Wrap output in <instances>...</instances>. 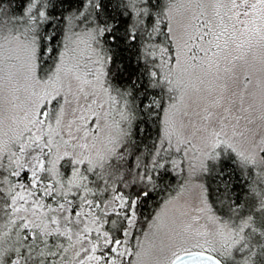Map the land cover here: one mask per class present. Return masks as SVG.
<instances>
[{
  "label": "snow or ice",
  "instance_id": "obj_1",
  "mask_svg": "<svg viewBox=\"0 0 264 264\" xmlns=\"http://www.w3.org/2000/svg\"><path fill=\"white\" fill-rule=\"evenodd\" d=\"M65 5L79 17L70 36L57 30ZM193 31L205 57L215 42L201 118L211 123V109H222L242 148L214 133L207 160L190 165L185 180L198 196L213 171L231 179L201 201L213 230L188 239L165 209L145 214L177 165L164 149L142 159L136 137L164 112L169 142L176 118L188 116L176 99ZM74 43L92 65L84 84L124 122L106 142L98 116L77 108L65 121ZM123 53H132L127 62ZM0 132V264H264V0H0Z\"/></svg>",
  "mask_w": 264,
  "mask_h": 264
},
{
  "label": "rangeland",
  "instance_id": "obj_2",
  "mask_svg": "<svg viewBox=\"0 0 264 264\" xmlns=\"http://www.w3.org/2000/svg\"><path fill=\"white\" fill-rule=\"evenodd\" d=\"M20 27H23V25H20ZM73 31L78 32L79 30L69 27L66 35L70 36ZM195 35L196 31H193V38L186 39V47L181 58L185 61V68L187 69L184 74L187 88L184 92H178L176 99L179 110L188 112V116H185L182 120L176 118V124L169 142H165L163 126L165 113L162 112V127L158 144V150L164 149L162 154L170 156L171 160L177 165L173 171L181 176L183 183L173 196L161 202L155 210V212H158L165 209L166 222L174 225L178 231H182L188 239L194 238L197 232H210L214 227L211 221L207 219L206 214L201 211L204 207V203L201 201L209 202L206 192L202 197L198 196L199 189L192 187L185 180L187 172L191 170L190 165L198 168L201 162L207 160V154L211 151L207 145L211 142L214 133H219V140L233 143L237 150L242 148V145L233 138V121L224 118L226 114L222 109H211L216 117V120L211 123L201 118L206 115L203 109L211 103L212 99V96H209L204 89L211 81V76L207 74V66L208 60L215 51V42L213 50L209 51L208 56L205 57L200 49L207 48L208 45L203 41L196 40ZM65 44L68 45L67 40H65ZM70 47L77 48V45L74 43ZM88 56L89 53L84 45H79L75 57L71 51L65 57L66 68L69 71L63 89L65 100L68 102L65 105V121L74 119L73 111L77 108L82 109L80 114L87 116L89 119L98 116L97 123L101 125L100 135L106 142L108 137L114 138L124 124L120 111L110 105L108 96L100 91L93 93V90L87 84H84L85 80L91 79L87 74V68L92 67L89 64ZM77 63L80 65L78 68L75 67ZM76 77H79V80ZM243 79V76H240L241 84ZM201 81L204 83L202 84ZM81 87H83V92L80 91ZM233 91L237 95L244 93L243 87L234 86ZM213 95L215 94L213 93ZM21 96L23 99L24 94L22 93ZM40 103H43V101L41 100ZM100 105L102 107H99ZM239 107L240 101L237 99L236 108L232 112L233 116L238 114ZM243 107H247V102L243 104ZM196 113H200V115L197 116ZM16 116L18 120H23V109H18ZM0 138H6L3 137L2 132H0ZM177 148L181 151L177 152ZM194 183L198 184L199 182Z\"/></svg>",
  "mask_w": 264,
  "mask_h": 264
},
{
  "label": "trees",
  "instance_id": "obj_3",
  "mask_svg": "<svg viewBox=\"0 0 264 264\" xmlns=\"http://www.w3.org/2000/svg\"><path fill=\"white\" fill-rule=\"evenodd\" d=\"M67 7L68 6L65 5L64 8L59 9V11L64 12V15L65 17H67V20L60 21L57 29L58 31L63 30L65 35L67 34L69 27H71V29H78L76 25H77V20L79 19V17H77V19H73L71 14L65 11V8ZM18 11H19L18 9L13 7L8 10L6 15L11 16L13 13H18ZM130 55H132V53H123L122 58L127 62V58ZM45 58L47 59V57ZM147 119H148V125L147 126L141 125L140 126L141 133L138 137H136L138 147L141 149V153H137V155H141L142 159L148 157L150 154H154L155 151L158 150L159 138L161 135V127H162V113H160L159 120H157L155 117L152 116H149ZM153 145H155V149L153 148ZM173 176L175 177V179H166L164 184L161 185V189L164 190L158 189L157 193L154 194V198L148 201L147 207L145 209L146 215L154 213L156 208L158 207V205H160L161 202L173 196L177 192V190L179 189L182 183V178L179 174L175 173L174 171H173ZM229 179H231L230 176L225 175L223 178H221L220 176L215 174V171H213L212 175L207 176L205 178L206 183L209 186V191L206 192L207 199L209 192L213 196H215L216 195L215 189L218 187V185L227 182ZM165 185L167 186L166 189H165Z\"/></svg>",
  "mask_w": 264,
  "mask_h": 264
}]
</instances>
